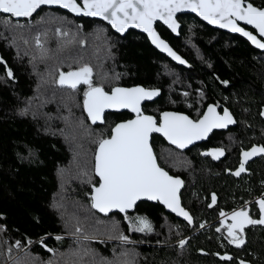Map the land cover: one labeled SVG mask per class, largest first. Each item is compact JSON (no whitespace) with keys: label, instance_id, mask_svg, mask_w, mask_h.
<instances>
[{"label":"trees","instance_id":"obj_1","mask_svg":"<svg viewBox=\"0 0 264 264\" xmlns=\"http://www.w3.org/2000/svg\"><path fill=\"white\" fill-rule=\"evenodd\" d=\"M250 2L264 7V0ZM177 20L181 25L178 37L160 24L156 29L190 69L174 65L153 49L144 35L129 31L122 37L98 20L47 8L25 21L0 14V226L4 229L0 230V264H14L7 247L16 241L23 245L35 242L21 253L13 247L12 256L22 258L28 253L38 258L37 264L49 260L65 264L74 259L71 253L82 247L91 249L97 259L112 260L129 251L135 254L134 264H215L218 250L211 228L192 236L183 249L178 245L199 228L202 218L190 229L160 206L141 203L127 214L151 221L153 231L140 233L130 229L125 216L104 217L90 207L92 185L98 182L94 141L108 138L112 127L127 116L107 114L103 125H92L83 108L86 86L72 91L55 83L58 70H74L80 58L91 63L94 82L102 83L106 91L136 85L159 89L158 101L144 108L155 116L177 110L196 119L215 100L239 117L240 125L252 121L242 116H259L264 106V53L239 37L211 29L192 15H180ZM56 28L69 31L64 40L74 37L86 43H72L60 51L64 40L55 35ZM36 35L49 50L47 58L42 59L35 46ZM9 68L11 78L6 74ZM102 74L107 78L102 80ZM152 145L161 165L169 171L180 169L184 178L179 168L183 155L173 154L157 138ZM182 196L184 203L185 192ZM77 218L84 233L93 239L73 235ZM113 223L118 232L111 231ZM119 232L128 235L132 243L109 238Z\"/></svg>","mask_w":264,"mask_h":264},{"label":"snow or ice","instance_id":"obj_2","mask_svg":"<svg viewBox=\"0 0 264 264\" xmlns=\"http://www.w3.org/2000/svg\"><path fill=\"white\" fill-rule=\"evenodd\" d=\"M59 6L67 9L77 16L98 17L107 21L112 28L119 33L126 32L129 28L141 29L147 33L152 44L166 52L180 64L186 63L168 43L157 33L154 25L162 21L172 32L177 33L180 24L177 22V13L190 11L202 17L209 24L218 25L220 28L229 29L233 33H240L259 49H264V7H256L250 0H0V14H8L11 18H31L42 6ZM251 25L257 32L246 30L240 22ZM6 23H10L7 21ZM16 27H21L16 25ZM55 35L61 40L69 37V31L56 28ZM35 46L40 52L41 58H47L49 50L42 42L41 36L34 38ZM27 44L28 41L24 40ZM85 44L83 39L64 40L60 45V51L69 44ZM110 51V49H109ZM35 59V57H34ZM2 62V61H0ZM78 67L70 71L58 70V79L55 83L61 88L72 91L78 90L82 85L86 86L83 92V108L92 124L104 123L105 111L108 109H128L135 114L134 119L118 123L112 129L108 138H98L94 155V173L99 178L97 184L92 185L91 205L92 209L108 215L118 211L125 214L129 227L134 232L150 233L153 225L146 216L128 217L127 213L135 209L137 203L142 200L158 201L167 209L183 217L189 225L193 224L192 215L182 206L181 189L184 181L179 177L169 174L157 160L153 151V133H160L172 145L179 149L187 148L196 141L206 140L216 129H227L235 125L237 121L233 114L227 109L218 111L219 104L209 105L207 111L200 115L199 119H191L187 115L175 112H164L161 120L146 115L142 109L144 101L152 100L160 95L158 89H146L144 87H112L106 91L104 85L94 82V69L91 63L76 59ZM9 78L13 76L12 70L6 71ZM100 78L106 79V74ZM119 79V74H115ZM225 85L226 81H223ZM188 95L187 92L184 93ZM201 95H203L201 93ZM264 115V113H261ZM203 155L219 160L225 155L224 148H215L204 152ZM242 159L239 167L232 174L239 177L246 172V165L256 156H264V145L253 146L250 150L242 152ZM87 175V173H85ZM215 193L211 196V204H216ZM259 207V218H253L247 208L233 211L231 215L220 212L225 219L221 222L222 229L226 230L229 243L241 247L245 243L244 232L246 226L264 225V198L257 201ZM230 219L232 222L227 223ZM77 218L75 232L73 235L82 236L83 240H90L91 237L84 233L79 226ZM200 227H205L200 224ZM0 230H4L0 226ZM111 231L118 232V225L113 223ZM110 239L119 240L122 244L132 243L128 235L119 232L118 235L110 236ZM57 240L62 237L57 236ZM29 244L32 241H28ZM41 243H43L41 241ZM188 244L187 239H180L178 245L183 249ZM13 247L20 249L21 241L7 247V254L14 264H37L38 258L26 253L24 257H13ZM46 250L53 256L57 253L54 249L44 245ZM115 253V249L113 250ZM2 254V253H0ZM134 253L122 251L115 255L112 260L104 257L97 259L95 253L82 247L71 253L74 259L65 261V264H134ZM87 258V259H86ZM222 260L230 261L232 256H221ZM47 264H56L55 260H49ZM239 264H246L241 260Z\"/></svg>","mask_w":264,"mask_h":264},{"label":"flooded vegetation","instance_id":"obj_3","mask_svg":"<svg viewBox=\"0 0 264 264\" xmlns=\"http://www.w3.org/2000/svg\"><path fill=\"white\" fill-rule=\"evenodd\" d=\"M241 26L248 31H252L253 34L256 35V31L254 29L244 25ZM232 36L241 38L252 49H254L242 37L237 35ZM180 57L184 59L181 55ZM173 64L176 65L175 63ZM182 68L190 69V66ZM158 99L152 102H144L142 109L144 110L145 107L156 103ZM213 104H219L220 107L218 108V111H220L221 114L222 109L224 108H227L233 114V112L228 107L215 100V102L208 103L205 106L201 115L206 111L209 105ZM263 108L264 106H261L259 116L241 117L242 119L252 120L250 123L248 122L249 124L246 122L245 124L240 125L239 117L233 114L234 119L237 121L235 125H230L227 129L213 130L206 140L195 143L192 146L184 149H179L171 144H168L160 136H152V144L153 140L157 138L166 144L172 150L171 152L173 154L183 155V166L179 165V168H182L184 178L183 175L180 174V171H178L180 169H170L169 171L161 165L158 157L157 160L161 167L168 171L170 175L179 177L184 181V186L181 190V203L182 206L192 215L193 224L189 225L186 221L177 219L174 215L167 213L165 209L157 203L154 205L160 206L164 212L173 218H176L179 222H183L190 229H193L195 226L196 219L202 218L203 221L201 224H204L205 227L201 228L199 225L198 229L192 230L184 239L189 240L198 232L211 228V235L216 242V248L218 250L216 255L217 257L214 262L216 261L218 264H239L241 260L245 261L246 264H264V225L246 226L244 232L245 243L241 247H236L234 244L229 243L225 229H222L220 232L216 231L217 228L221 227V222L225 219L224 217L220 216V212L222 211L229 214L230 216L233 211H238L241 208H247L253 218H259V207L257 201L261 198H264V156H256L249 160L246 165L247 171L242 173L239 177L233 175L232 173L238 169L239 163L242 159L241 154L243 151L250 150L253 146L264 145V117L261 115ZM163 112H176L187 115L186 113L177 110H164L161 111L157 116L144 111L145 114L156 117L158 121H160V115ZM112 114L126 115L127 117H125L123 121L130 120L134 117L133 114L127 111ZM199 118L200 116H198L196 119ZM239 127H247L249 130H239ZM221 147L225 149V155L219 160L203 155L204 152ZM153 151L156 153L154 148ZM184 192L186 198L183 203L182 194ZM213 193H215L217 201L214 206L209 207ZM141 203L149 202L142 201L139 204ZM209 218H211V220L206 222L205 219ZM231 222L232 221L230 219L227 220V223ZM224 255L232 256L233 259L230 261L222 260L221 256Z\"/></svg>","mask_w":264,"mask_h":264},{"label":"water","instance_id":"obj_4","mask_svg":"<svg viewBox=\"0 0 264 264\" xmlns=\"http://www.w3.org/2000/svg\"><path fill=\"white\" fill-rule=\"evenodd\" d=\"M78 2H81V0H78ZM43 8H47V9H59V10H62V11H64V12H67L68 14H70V15H72V16H74V17H76V18H85V19H91V20H98V21H101V22H103V23H105L107 26H109L111 29H112V31L114 32V33H116V34H118V35H120V36H122V37H124L129 31H134V32H136V33H139V34H142V35H144L146 38H147V40H148V42H149V44L151 45V47L153 48V49H155L158 53H160L161 55H163V56H165L166 58H168L170 61H172L173 63H175L176 65H179V66H182V67H189V65H188V63H184V64H180L178 61H176V60H174L171 56H169L166 52H163L162 50H160L159 48H157L154 44H152V42H151V39L148 37V35H147V33H145V32H143L141 29H136V28H129L126 32H124V33H119V32H117L114 28H112L111 27V25L107 22V21H104V20H102L101 18H98V17H87V16H83V15H80V16H77L76 14H74V13H71L70 11H68L67 9H63V8H60L59 6H55V5H53V6H48V5H45V6H42L41 7V9H43ZM41 9H38L37 10V13L41 10ZM37 13H34L33 14V16L31 17V18H12V19H14V20H22V21H25V20H30V19H32ZM3 15H6V16H8V14H3ZM180 15H192V16H194V17H196L198 20H200L201 22H203V23H205L206 25H208L209 27H211V28H213V29H215V30H218V31H221V32H224V33H228V34H231V35H237V36H240V37H242L243 39H245L254 49H256V50H258V51H261V52H264V49H259V48H257L255 45H253L252 43H251V41H249L246 37H244V36H242L240 33H233V32H231L229 29H226V28H220L218 25H213V24H209L207 21H205L202 17H200V16H198L196 13H193V12H190V11H185V12H181V13H177V17L178 16H180ZM176 17V18H177ZM177 22H178V20H177ZM179 23V22H178ZM156 24H160L162 27H164L170 34H172L173 36H175V37H178L179 36V31H180V28H181V25H180V28L178 29V32L177 33H174V32H172L171 31V29H169L168 28V26L167 25H165V24H163V22L162 21H157L156 22ZM156 24L154 25V27H155V29H156ZM180 24V23H179ZM240 25H244V26H247V27H249V28H252V29H254L251 25H246V24H244L242 21L240 22ZM255 30V29H254ZM156 31H157V29H156ZM256 31V30H255ZM157 33L159 34V32L157 31ZM160 35V34H159ZM256 35H257V37L258 38H260L259 37V35H258V32L256 31ZM160 37H161V35H160ZM162 38V37H161ZM163 39V38H162ZM260 39H262V40H264V38H260ZM164 40V39H163ZM165 42L166 43H168L166 40H165ZM168 45L170 46V44L168 43ZM171 47V46H170ZM172 48V47H171ZM173 49V48H172ZM174 51V50H173ZM178 55V54H177ZM184 60V59H183ZM134 87H137V86H134ZM139 87H141V86H139ZM124 88H129V87H124ZM131 88V87H130ZM160 94H161V92H160ZM160 97V95L159 96H157V97H154L152 100H147V102H152V101H155V100H157L158 98ZM144 102H146V101H144ZM144 102H143V104H144ZM142 104V105H143ZM142 107V106H141ZM124 111H127V112H130L131 114H133V118L132 119H134L135 118V114L134 113H132L130 110H128V109H121V110H114V109H108V110H106L105 111V115L107 114V113H120V112H124ZM206 111H207V109H206ZM205 111V112H206ZM84 112H85V110H84ZM164 113V112H163ZM176 113V112H175ZM262 113H264V108H263V111H262ZM85 114H86V116H87V113L85 112ZM162 114V113H161ZM180 114H182V113H180ZM147 115V114H146ZM183 115H185V114H183ZM263 117H264V115H262ZM88 118V117H87ZM161 115H160V120H161ZM89 120V119H88ZM90 121V120H89ZM104 122H105V119H104ZM122 122H125V121H122ZM122 122H118V123H122ZM90 123H91V121H90ZM118 123H116V124H118ZM92 124V123H91ZM104 123H99V122H97L96 124H92V125H103ZM115 124V125H116ZM115 125L112 127V129L115 127ZM112 129H111V132H112ZM216 130H220V129H216ZM153 135H157V136H160L161 138H163L168 144H171L165 137H163L162 136V134H160V133H153ZM201 141H203V140H201ZM201 141H196L195 143H198V142H201ZM195 143H193V144H195ZM193 144H191V145H189L188 147H190V146H192ZM172 145V144H171ZM174 147H176L175 145H173ZM96 152V151H95ZM95 174V173H94ZM96 176V175H95ZM96 178L97 179H99L97 176H96ZM182 190V189H181ZM142 201H145V202H149V203H152V204H159L162 208H164L165 209V211L167 212V213H169V214H171V215H174L177 219H179V220H181V221H186L183 217H181V216H178L176 213H173L171 210H169V209H167L163 204H161V203H159L158 201H147V200H142ZM142 201H139L138 203H137V205L140 203V202H142ZM137 207V206H136ZM136 207H135V209H136ZM135 209H131V210H129L128 211V213L127 214H129V213H133L134 211H135ZM95 212H97L98 214H100V215H102V216H104V217H108V216H110V215H112V214H119V215H121V216H125V214L124 213H120V212H118V211H113V212H111V213H109L108 215H105V214H103V213H100V212H98L97 210H95V209H93ZM187 222V221H186ZM188 223V222H187Z\"/></svg>","mask_w":264,"mask_h":264},{"label":"built area","instance_id":"obj_5","mask_svg":"<svg viewBox=\"0 0 264 264\" xmlns=\"http://www.w3.org/2000/svg\"><path fill=\"white\" fill-rule=\"evenodd\" d=\"M34 243L35 242H32L31 244H27V245L22 244V247L20 249H16L15 247H14V249L21 253V252H24V251L28 250L29 248H31L32 244H34Z\"/></svg>","mask_w":264,"mask_h":264}]
</instances>
